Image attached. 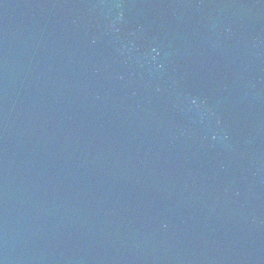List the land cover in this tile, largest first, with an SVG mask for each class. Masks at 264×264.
Returning a JSON list of instances; mask_svg holds the SVG:
<instances>
[{"label":"water","instance_id":"obj_1","mask_svg":"<svg viewBox=\"0 0 264 264\" xmlns=\"http://www.w3.org/2000/svg\"><path fill=\"white\" fill-rule=\"evenodd\" d=\"M190 2L0 0V264H264V0Z\"/></svg>","mask_w":264,"mask_h":264}]
</instances>
